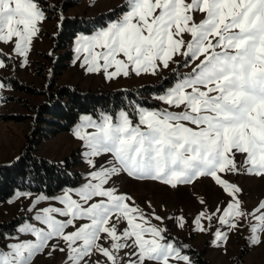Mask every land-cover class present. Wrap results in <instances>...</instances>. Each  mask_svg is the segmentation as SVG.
I'll list each match as a JSON object with an SVG mask.
<instances>
[{"label": "snow or ice", "instance_id": "1", "mask_svg": "<svg viewBox=\"0 0 264 264\" xmlns=\"http://www.w3.org/2000/svg\"><path fill=\"white\" fill-rule=\"evenodd\" d=\"M50 9L48 0H0V73L30 67ZM73 54L106 82L173 79L152 96L157 106L130 98L78 117L72 136L85 175L55 195L17 193L29 215L0 233V264L56 253L62 264H196L173 228L209 236L225 254L235 236L264 248V194L250 205L239 182L264 183V0H124L105 23L74 34ZM10 88L0 75V100ZM126 181L192 189L198 207L157 211L123 190ZM205 181L214 202L195 192Z\"/></svg>", "mask_w": 264, "mask_h": 264}, {"label": "rangeland", "instance_id": "2", "mask_svg": "<svg viewBox=\"0 0 264 264\" xmlns=\"http://www.w3.org/2000/svg\"><path fill=\"white\" fill-rule=\"evenodd\" d=\"M60 1L48 0V3L53 5L56 10V5ZM123 3L124 0H81L77 7L62 14L63 17H81L85 15L96 17L101 13L117 8L120 9ZM52 11L51 9L48 11L50 19L44 24L42 34L35 41L30 67L0 73V75L10 78L11 84L10 90H6L3 93L4 99L0 100V166L12 165L14 161L18 160L27 141V135L32 129L33 109L37 108L47 99L42 93L32 95L20 90L12 82V79L27 84L38 92H46L49 83L53 79H56L59 87L67 86L79 89L82 92H88L89 90H98L100 88L117 91L141 88L146 85L156 86L172 77L169 72H165V79L163 80L157 77L144 76L106 82L101 76L86 74L78 65L73 63V59L63 74L55 77L56 70L54 69L52 60L46 57V55L52 53V36L56 34L55 28L59 24L58 14L60 13L56 14ZM68 50L73 54V43ZM64 53L66 51L56 53L55 59ZM183 71H187V69ZM148 100L151 104L157 106V102L152 99V96L148 97ZM73 128L70 132L44 139L36 152V156L60 164H64L66 159H70L73 162L78 160L79 162L74 165V170L84 176L85 165L81 162L79 155V143L72 136ZM239 182L244 187L245 192L251 194L248 197L250 205L255 203L257 198L264 194V183L260 181L241 178ZM123 190L140 197L141 202L144 197L151 198L157 205V211H159L160 205L166 204L169 211L183 207L185 213L190 216L198 207L189 195L193 191L192 189L182 190L177 194L169 193L167 190L156 185L137 184L126 181L123 185ZM195 192L213 202L216 199V191L208 181L198 184ZM17 193L21 192H16L12 198L0 205V223L8 222L16 217L26 218L29 215L26 211L30 207L29 199H19ZM36 195L33 194V197ZM160 214L165 215L163 212ZM173 235L190 245V252L193 253L189 254L196 264H202L197 263L198 253L204 254L203 256L209 264H264V248L247 247L245 239L242 236H235L231 239L227 247V253L225 254L223 249H217L210 245L209 236L190 234L188 230L177 231L175 228H173ZM63 260L64 257L59 253L54 254L52 258L42 255L37 257L35 264H62Z\"/></svg>", "mask_w": 264, "mask_h": 264}, {"label": "trees", "instance_id": "3", "mask_svg": "<svg viewBox=\"0 0 264 264\" xmlns=\"http://www.w3.org/2000/svg\"><path fill=\"white\" fill-rule=\"evenodd\" d=\"M81 0H61L54 13H67L78 6ZM117 14L119 9L101 13L96 17L88 16H66L62 28L56 26V34L52 36V55L46 57L52 60L55 77L62 75L70 66L73 54L69 51L73 43V36L81 31H90L98 25L105 23ZM53 12V11H52ZM66 51V53L55 59V54ZM173 77L166 79L160 85H146L141 88L129 90L109 91L102 88L82 92L79 89L67 86L59 87L56 79L51 80L46 92H38L33 87L12 79L16 86L29 94L46 96V101L33 109L34 116L32 129L27 135V141L18 158L12 165L0 166V205L12 198L16 192H31L33 194H57L62 187H67L81 179L82 174L74 170L73 162L66 159L64 164L50 162L38 158V151L42 141L51 136L70 132L78 122V117L85 113H98L100 111H117L123 107L130 98L136 99L148 107H154L148 97L162 91L164 86L171 83ZM22 120V119H20ZM65 172L68 175H65ZM24 217H16L8 222L0 223V233L13 234L15 229L24 221ZM193 252H190L192 254ZM195 253V252H194ZM197 263L209 264L204 254L198 253Z\"/></svg>", "mask_w": 264, "mask_h": 264}]
</instances>
